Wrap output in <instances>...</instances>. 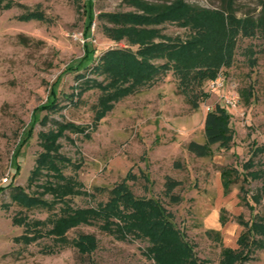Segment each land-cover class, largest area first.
Returning <instances> with one entry per match:
<instances>
[{
  "label": "rangeland",
  "instance_id": "1",
  "mask_svg": "<svg viewBox=\"0 0 264 264\" xmlns=\"http://www.w3.org/2000/svg\"><path fill=\"white\" fill-rule=\"evenodd\" d=\"M175 1L201 9L221 6V0H0V187L12 183L0 192V264H153L146 254L147 238H118L99 217L69 228L66 241L48 232L63 207L103 206L108 191L128 172L135 175L126 179L133 195L158 200L171 213L198 264H220L222 249L237 247L243 229L237 216L248 220L264 211V196L256 203L249 197L261 179L243 173L223 193L220 174L229 166L243 171L249 158L255 168L263 166L264 150H251L264 146V37L258 30L238 32L232 64L218 74L221 86L212 91L204 80L200 88L207 96L196 109L179 90L171 70L122 94L99 87L76 94L82 80L76 74L85 69L69 67L84 55L79 40L83 32L91 34L93 61L108 48L137 47L125 38L108 37L104 26L111 24L100 17L103 13H141V6H169ZM234 10L237 18H264V0H235ZM32 11L41 19L23 18ZM153 27L172 38L189 39L193 34L189 25L177 21ZM86 77L103 85L108 81L103 73L87 71ZM52 98L58 106L43 107ZM216 105L230 116L233 140L227 149L213 144L209 155L196 156L186 146L192 139L205 141L204 117ZM48 132H59L56 151L48 156L58 172L42 168L33 174L43 151L42 134ZM167 175L181 181L173 190L181 195L179 203L164 195ZM65 182L73 184V192L55 199L50 188L59 190ZM15 186L38 193L51 207L19 205L10 195ZM242 196H247L253 211ZM19 219L40 234L26 230ZM79 234L95 238L92 251L82 253L73 245ZM249 256L247 264H264V248L252 247Z\"/></svg>",
  "mask_w": 264,
  "mask_h": 264
},
{
  "label": "trees",
  "instance_id": "2",
  "mask_svg": "<svg viewBox=\"0 0 264 264\" xmlns=\"http://www.w3.org/2000/svg\"><path fill=\"white\" fill-rule=\"evenodd\" d=\"M142 12H116L103 13L110 26H104L108 37L114 40L125 38L130 45H136V49L130 47H113L103 51L93 61L95 50L91 46V34L83 32V46L85 47L82 59L72 64L70 70L84 72L77 73L76 77L82 79L77 86V95L94 87L103 89L113 88L114 94H122L134 90L142 85H149L157 78L158 74L171 70L177 78L179 90L184 94L192 108L199 106V101L207 95L200 86L204 80L214 79L218 76L222 67H229L233 60L235 37L239 31L244 34H252L258 30L264 37V18L251 16L236 17L235 0H221V6L216 9H205L175 1L172 5L155 4L141 6ZM40 13L32 11L23 16L25 19H41ZM177 21L189 25L193 34L189 39H179L166 36L153 25L163 21ZM87 35V36H85ZM103 73L107 82L86 77V72ZM111 92V94H112ZM113 94V95H114ZM58 102L52 98L50 103L43 107L55 109ZM97 117H99L98 113ZM203 143L192 139L186 148L196 156H207L213 144L227 149L233 140L234 130L231 126L230 116L219 105L207 110L204 117ZM78 128V127H76ZM59 132L42 134L43 151L38 158V164L34 173H39L42 168L57 171L56 163L50 160L49 153L56 151L55 144ZM253 152L264 150V146L251 149ZM51 158V157H50ZM252 158L244 161L242 170L236 167H223L220 171L223 193L230 189V185L236 177L243 173L252 179H261V186L249 197L256 203L264 196V162L262 168H255ZM176 166L178 163L176 162ZM135 179L131 172L119 183L108 191L106 203L98 208L73 209L68 206L61 208L62 215L53 223L49 233L58 239L66 241L65 232L80 222H86L93 217L104 219L107 230L113 231L118 238H126L129 235L147 238L150 245L146 249L147 256L153 260V264H198L192 245L185 239L183 232L171 221V213L153 198L137 197L133 195L126 179ZM11 182L0 187V192L11 187ZM181 184L169 175L165 176L164 195L171 203L181 202V195L173 193V190ZM59 190L53 189L52 194L60 199L73 192L72 183H62ZM11 198L25 208L51 207L47 200L41 198L38 193H28L14 187ZM49 190V188H48ZM243 191V188H240ZM246 195V194H244ZM249 210L253 207L249 204L247 196H242ZM112 218V219H110ZM223 223V219H219ZM238 223L243 229L236 239V248L224 247L221 251L220 264H247L252 247L264 248V211L255 212L248 220L237 216ZM25 225L26 230H35L30 222L19 219L18 222ZM39 224L34 221L33 224ZM109 224H113L110 226ZM26 231V232H28ZM39 235V229L35 230ZM209 233V231L207 232ZM210 234V233H209ZM21 238L29 240L28 235ZM34 238L30 236V239ZM78 251L88 253L95 248V238L91 234H79L72 240Z\"/></svg>",
  "mask_w": 264,
  "mask_h": 264
},
{
  "label": "built area",
  "instance_id": "3",
  "mask_svg": "<svg viewBox=\"0 0 264 264\" xmlns=\"http://www.w3.org/2000/svg\"><path fill=\"white\" fill-rule=\"evenodd\" d=\"M92 25H93V24H92ZM79 40H81L82 43L84 42V38H83L82 35H80ZM208 81H209V85H210V90H212V91H215V90L219 89V87H220L221 84H222L219 75H218L216 78H214V79H210V80H208ZM230 101H231V100H228V102H230Z\"/></svg>",
  "mask_w": 264,
  "mask_h": 264
}]
</instances>
